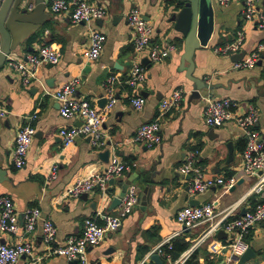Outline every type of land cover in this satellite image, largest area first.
Returning <instances> with one entry per match:
<instances>
[{
  "label": "crops",
  "instance_id": "crops-1",
  "mask_svg": "<svg viewBox=\"0 0 264 264\" xmlns=\"http://www.w3.org/2000/svg\"><path fill=\"white\" fill-rule=\"evenodd\" d=\"M88 1L106 2L109 14L90 22H74L68 12H53L52 0H46L44 24L9 56L17 61H27L30 53L36 52L41 45L49 44L61 53L58 63L39 64L28 85L23 84L19 73L8 65V61L0 70V102L10 110L6 117H0V165L5 170L0 175V195H10L20 213L30 206L40 207L42 216L52 220L58 228L53 243L56 246L69 235L81 233L86 218L113 210L110 207L122 190L121 184L132 180L131 184L138 188V204L118 230L88 249V255L91 264H141L150 251L179 228L177 211L191 205L192 199L200 201V204L215 201L217 210L222 211L247 195L257 181V176L242 172V152L246 146L243 130L234 122L222 127L207 125L203 109L210 97H232L240 102V112L254 105L259 111L257 128L264 135V60L253 68L233 69L232 55L214 52L216 45L231 40L240 29L246 34L242 51L249 52L264 39V29L245 19L240 3L221 5L211 0V24L209 30L202 34L203 46L196 50L194 75L205 76L209 83L220 86L204 89L202 96L196 98L192 96L193 82L187 78L186 70L180 69L185 35L175 29V21L171 19L176 11V2ZM134 6H139L153 24V42L176 44V50L165 60L154 63L147 52L141 57L134 52V31L128 18ZM93 28L107 35L105 47L96 60L86 55ZM138 61L145 65L147 78L137 87H132L126 79ZM112 75L117 76L114 84L117 101L108 110L104 122L106 144L96 145L85 135L65 144L60 129L82 121L80 117L61 115L60 102L54 96L56 89L67 80L79 77L81 85L76 95L104 108L99 100L107 96L108 77ZM179 87L185 91L180 107L160 117L162 142L152 147L131 142L130 138L139 126L158 116L161 100ZM140 94L146 97V103L137 109L132 98ZM33 113H38L32 121L36 134L26 165L18 168L12 162L16 133L29 121L27 116ZM195 148H199L198 163L209 177L237 176L234 188L214 186L201 194L190 193L188 175L182 174L179 167ZM106 151L107 155L104 154ZM115 154L128 164V169L115 178L116 182L109 181L106 191L95 187L79 197L66 194L77 179L102 173ZM55 163L59 165V177L47 183ZM146 187H149L148 192L144 190ZM143 195L144 203L141 201ZM259 197V194L250 195L239 213L234 212L233 216L251 208ZM208 226L202 224L176 238L191 242L190 246L197 243L191 262L238 264L239 261L229 262L231 252L227 244L230 235L227 232L220 238L218 234L202 238ZM23 232L21 228L16 235L0 234V242L11 243L27 237L33 242L34 256L23 255L16 264H74L51 251L43 240L41 224L30 235ZM247 239L255 256L244 264H264V223L253 226ZM161 260L163 264L171 261L166 255H161Z\"/></svg>",
  "mask_w": 264,
  "mask_h": 264
},
{
  "label": "built area",
  "instance_id": "built-area-1",
  "mask_svg": "<svg viewBox=\"0 0 264 264\" xmlns=\"http://www.w3.org/2000/svg\"><path fill=\"white\" fill-rule=\"evenodd\" d=\"M221 5L233 2L240 3L243 7L245 19L254 21L256 25L264 29V0H215ZM51 9L56 13L68 12L74 22H90L103 19L109 14L106 2L92 3L88 0H52ZM129 22L133 28V48L136 55L141 57L148 53L151 62L157 63L165 60L177 46L175 43H155L152 41L154 34L153 24L146 19L139 6L131 8ZM245 31L240 29L229 41L216 45L214 52L218 55H234L241 53L245 43ZM107 35L93 28L90 33V44L86 55L91 60L101 56L105 47ZM61 53L52 45L44 44L36 52L28 55V60L17 61L9 58L8 65L14 68L20 75L23 84L28 85L33 79L36 69L42 62L58 63ZM264 59V39L241 59L232 62L233 69H249L255 67ZM147 78L145 65L136 62L126 79L129 86L137 87ZM117 76L108 77V103L104 108L93 105L87 98L76 95L81 85L79 77H74L56 89L54 96L60 102V113L67 118L80 117L81 124H72L60 129V135L65 144L72 143L80 135L88 136L96 145L106 144L104 122L107 112L116 103L114 84ZM185 91L179 87L165 96L159 104V114L153 120L143 123L131 136L130 141L148 147L162 142L160 117L179 108L185 97ZM146 103V97L142 94L132 98L135 108L141 109ZM240 102L232 97H210L203 109L204 120L212 127H222L229 122L236 123L244 132L246 146L242 152V172L248 176H257V181L250 191L230 207L218 211L215 201H209L197 205H187L177 211L176 219L179 228L174 230L159 245H157L143 259L141 264H156L152 255L158 253L171 259L170 264H203L192 263L191 259L197 243L184 250L176 258L170 252L173 249V241L186 228L194 229L202 224H208V229L202 236L216 235L223 229L230 235L227 246L231 252L229 262H236L240 256L250 247L247 236L251 228L259 223H264V135L258 130L259 111L254 105L244 112L238 107ZM10 110L0 102V117L4 118ZM38 117V113L27 116L29 120L20 127L15 137V150L12 156L13 164L22 168L27 163L28 153L36 134V127L32 121ZM199 151H191L179 170L184 175H189V191L191 194H201L214 186L230 189L237 182L236 175H220L209 177L205 168L198 163ZM128 169V164L114 155L102 173L77 179L66 191L67 195L79 197L84 192L92 191L95 187L107 190L111 179L118 178ZM59 177V165L53 164L47 177V183H52ZM252 194H259V200L251 208H246L245 213H239L241 206L246 203ZM139 202V192L136 185H130L122 199V202L113 210L101 211L97 216L88 217L84 220L81 233L69 235L65 241L54 246L58 228L55 223L42 216V210L38 206L27 207L22 213L17 211L13 198L8 194L0 195V234L16 235L23 228L26 235L32 234L39 224L43 229V240L55 254L62 255L67 259L76 260V264H91L88 249L102 242L105 237L118 230L124 219L134 210ZM34 256V244L27 237L14 242H0V264H16L23 256Z\"/></svg>",
  "mask_w": 264,
  "mask_h": 264
},
{
  "label": "water",
  "instance_id": "water-1",
  "mask_svg": "<svg viewBox=\"0 0 264 264\" xmlns=\"http://www.w3.org/2000/svg\"><path fill=\"white\" fill-rule=\"evenodd\" d=\"M211 0H180L176 3L172 15V20L175 21V29L181 31L185 35L184 52L181 56V70H186V76L193 82V97H201V91L204 89L210 90L219 87L220 85L211 84L206 77H197L194 75L195 70V53L204 44L202 34L210 28L211 24ZM47 3L46 0H3L0 5V70L6 67L9 56L17 50L19 45L29 36L33 35L41 25L44 24V16H46ZM245 51L232 55L233 61L242 58ZM108 103V97H101L99 104L105 106ZM104 154H108L106 151ZM5 170L0 165V175ZM188 178L190 176L188 175ZM243 180L240 181V183ZM116 182V179H111L110 183ZM132 183V180L124 181L122 190L116 195L112 201L111 209L116 208L122 202V199ZM234 188V187H233ZM149 191V187L144 189ZM191 205L200 204V201L192 199ZM142 203L145 202L144 195L141 197ZM196 201V204H194ZM246 209L243 210V214ZM191 228H186L185 231H191ZM218 237L227 235L221 229L218 231ZM255 256L252 247H249L240 258L238 264H244L245 261ZM152 258L157 264H163L161 255L155 253ZM76 263V260H73Z\"/></svg>",
  "mask_w": 264,
  "mask_h": 264
},
{
  "label": "trees",
  "instance_id": "trees-1",
  "mask_svg": "<svg viewBox=\"0 0 264 264\" xmlns=\"http://www.w3.org/2000/svg\"><path fill=\"white\" fill-rule=\"evenodd\" d=\"M169 3L173 2H180V0H167ZM264 60V59H263ZM195 150L199 151V148H195ZM191 242L185 240H178L175 239L173 241V249L170 251L174 258L178 257L180 253L186 250L190 246Z\"/></svg>",
  "mask_w": 264,
  "mask_h": 264
}]
</instances>
